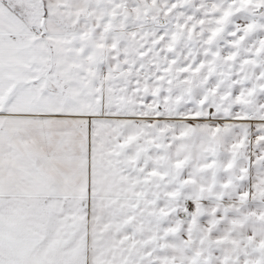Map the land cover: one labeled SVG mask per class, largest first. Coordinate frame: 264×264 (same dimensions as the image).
I'll use <instances>...</instances> for the list:
<instances>
[{"label": "snow or ice", "instance_id": "obj_1", "mask_svg": "<svg viewBox=\"0 0 264 264\" xmlns=\"http://www.w3.org/2000/svg\"><path fill=\"white\" fill-rule=\"evenodd\" d=\"M0 264H264V0H0Z\"/></svg>", "mask_w": 264, "mask_h": 264}]
</instances>
